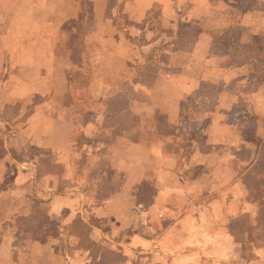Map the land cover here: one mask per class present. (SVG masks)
<instances>
[{
	"label": "rangeland",
	"instance_id": "rangeland-1",
	"mask_svg": "<svg viewBox=\"0 0 264 264\" xmlns=\"http://www.w3.org/2000/svg\"><path fill=\"white\" fill-rule=\"evenodd\" d=\"M140 1L54 6L50 147L12 156L43 212L64 210L23 222L18 259L218 264L236 243L252 259L264 247V0Z\"/></svg>",
	"mask_w": 264,
	"mask_h": 264
},
{
	"label": "crops",
	"instance_id": "crops-1",
	"mask_svg": "<svg viewBox=\"0 0 264 264\" xmlns=\"http://www.w3.org/2000/svg\"><path fill=\"white\" fill-rule=\"evenodd\" d=\"M157 1L160 0H141L139 8H145V4H148V8H157ZM67 3L68 0L52 3L47 0H15L13 3L0 0V90L7 97L5 101L0 100V264H30L16 255L21 248L16 241L19 231L27 226L23 222L32 223V219L37 223L46 215H59L64 210L54 206L47 211L48 214L43 212L45 210L38 206L41 201L38 198L35 200L37 194H33L34 176L31 172L21 171L22 163L13 156L17 158L31 147L38 146L41 150L50 147V122L55 118L49 107V66L43 63L44 58L47 61L53 55L51 51L59 46V36L63 35L51 29L54 21L61 18L53 11L54 6L63 8ZM161 3L163 10L170 9L168 13L163 12L162 17L171 23L172 17L177 16L176 8L171 3ZM194 71L199 75L193 82L187 80L188 83L184 85L187 91L197 88L206 79L201 78L203 68ZM33 91L39 94V102L32 101L33 98L28 96ZM17 99H24L19 110H15L11 104ZM33 102L34 111L28 112ZM67 211L69 216H76L75 219L82 217L74 209ZM27 245L38 249L42 258L46 257L47 253L41 251L45 247L40 241L31 245L29 241ZM236 245L230 249L224 248L212 260L221 264H264V247L259 249L254 259L246 260L240 244ZM199 250L200 256L205 257L203 250ZM202 260L194 264L207 261L203 263Z\"/></svg>",
	"mask_w": 264,
	"mask_h": 264
},
{
	"label": "trees",
	"instance_id": "trees-1",
	"mask_svg": "<svg viewBox=\"0 0 264 264\" xmlns=\"http://www.w3.org/2000/svg\"><path fill=\"white\" fill-rule=\"evenodd\" d=\"M138 67H140V66H138ZM236 235H238V234H236ZM238 237V236H237ZM242 241V240H241ZM243 249H242V255H243V258H245L246 260H249V259H251V257H248V256H246L244 253H245V249L246 248H244V246L242 247ZM104 251H102L101 252V254L100 255H95L93 258L95 259V264H112L111 263V257H107V260H104V254L105 253H103Z\"/></svg>",
	"mask_w": 264,
	"mask_h": 264
}]
</instances>
